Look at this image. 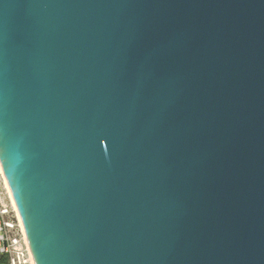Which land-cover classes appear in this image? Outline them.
<instances>
[{
  "label": "water",
  "instance_id": "water-1",
  "mask_svg": "<svg viewBox=\"0 0 264 264\" xmlns=\"http://www.w3.org/2000/svg\"><path fill=\"white\" fill-rule=\"evenodd\" d=\"M0 163L35 264H264V0H0Z\"/></svg>",
  "mask_w": 264,
  "mask_h": 264
},
{
  "label": "built area",
  "instance_id": "built-area-1",
  "mask_svg": "<svg viewBox=\"0 0 264 264\" xmlns=\"http://www.w3.org/2000/svg\"><path fill=\"white\" fill-rule=\"evenodd\" d=\"M2 181V184L0 182V256L5 254L9 264H33L34 258L20 214L14 204L10 208L8 203L1 199L4 189L9 192L4 179Z\"/></svg>",
  "mask_w": 264,
  "mask_h": 264
},
{
  "label": "rangeland",
  "instance_id": "rangeland-1",
  "mask_svg": "<svg viewBox=\"0 0 264 264\" xmlns=\"http://www.w3.org/2000/svg\"><path fill=\"white\" fill-rule=\"evenodd\" d=\"M2 172L0 171V182H1V184H2V180H3V177H2ZM2 198V200H4V202H6V203H8L7 205L10 207V208H12V205H13V201H12V199L10 198V195H9V192L7 191V190H3V194H2V196H1Z\"/></svg>",
  "mask_w": 264,
  "mask_h": 264
},
{
  "label": "bare ground",
  "instance_id": "bare-ground-1",
  "mask_svg": "<svg viewBox=\"0 0 264 264\" xmlns=\"http://www.w3.org/2000/svg\"><path fill=\"white\" fill-rule=\"evenodd\" d=\"M0 171H1L2 174H3V179H4L5 184H6V186H7L8 189H9L10 198L12 199L13 204H14V207H15V209L17 210L16 204H15V200L13 199V195H12L11 189H10V187H9V184H8V182H7L6 175H5V173H4V169H2L1 163H0ZM17 212H18V211H17ZM33 264H35V260H33Z\"/></svg>",
  "mask_w": 264,
  "mask_h": 264
},
{
  "label": "trees",
  "instance_id": "trees-1",
  "mask_svg": "<svg viewBox=\"0 0 264 264\" xmlns=\"http://www.w3.org/2000/svg\"><path fill=\"white\" fill-rule=\"evenodd\" d=\"M0 264H9V261L5 254L0 256Z\"/></svg>",
  "mask_w": 264,
  "mask_h": 264
}]
</instances>
